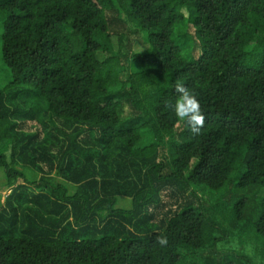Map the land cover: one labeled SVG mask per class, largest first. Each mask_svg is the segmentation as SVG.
I'll use <instances>...</instances> for the list:
<instances>
[{
	"label": "trees",
	"instance_id": "1",
	"mask_svg": "<svg viewBox=\"0 0 264 264\" xmlns=\"http://www.w3.org/2000/svg\"><path fill=\"white\" fill-rule=\"evenodd\" d=\"M116 1L0 0L12 76L0 89V168L13 187L0 264H230L203 254L235 235L214 210L240 228L251 197L246 227L264 254V0ZM140 31L147 53L133 52ZM180 31L190 38L173 39ZM177 81L201 104L199 135L166 108ZM26 95L42 117L14 103ZM28 120L42 127L25 132ZM37 159L75 191L16 168ZM198 187L224 190L225 201L211 208ZM121 195L131 209L115 207Z\"/></svg>",
	"mask_w": 264,
	"mask_h": 264
},
{
	"label": "rangeland",
	"instance_id": "2",
	"mask_svg": "<svg viewBox=\"0 0 264 264\" xmlns=\"http://www.w3.org/2000/svg\"><path fill=\"white\" fill-rule=\"evenodd\" d=\"M115 3H117L116 0H114ZM118 4V3H117ZM2 30H3V24L2 19L0 18V89H6V86L11 81V73L8 67L5 65V63L2 61ZM189 32L180 31L178 34H173V39H176L178 41H184L186 39H189ZM132 37L134 38L133 43V52L137 53H147L151 50L150 43L146 40V35L144 32L140 31L137 33V35L132 33ZM185 42V41H184ZM183 52L189 56V57H196L198 53V48H194L193 43L189 44H181ZM26 88H32L30 86H27ZM27 97H24V100H18L16 99L14 103H17L19 105H22L25 109H34L39 117H42L43 115V109L44 105L41 102L40 99L32 98L29 95H26ZM52 116H49L48 119H51ZM47 119V120H48ZM52 120V119H51ZM42 127L40 123L37 120H28L24 124L23 131L25 132H31L34 133L38 130V128ZM56 127L55 121H53L49 127L42 130V136L41 140H46L47 143L54 142V138L51 137L48 133L49 132H56L54 131ZM171 134V131L166 133V137L168 138ZM44 142V143H46ZM46 143V144H47ZM54 147L57 148V145L55 144ZM165 154L167 158L165 161H170L172 159V152H170V146L168 145V142L164 145ZM52 150V149H51ZM53 151V150H52ZM43 164L40 159L36 160V163L34 164H27L23 160H19L16 163V168L23 171L24 175L29 180H39L40 178L46 180V181H54L57 180L67 186L70 187V191H75L76 185L72 184L71 182L65 180L63 177H61L58 173H51L42 171L39 167ZM167 169V167H165ZM13 187H9L5 178V174L2 168H0V209L5 205V201L7 196L10 193V189ZM33 188V187H32ZM193 188H197L196 186H193ZM35 189V188H33ZM253 189H245L244 192L252 193ZM197 192L199 195L203 198L206 205L210 206L211 208H214V205H218L221 203L222 200L225 201V192L224 190L219 191H211L208 188H200L198 187ZM133 198L131 196L121 195L117 197L116 205L115 207L123 208L125 210L131 209L133 207ZM256 204V199L254 197H251L250 200H248L247 208L245 209V216L247 219L244 221L242 220L240 222L241 227L239 228L238 225H234L230 220L222 218V215L218 213L216 210H214V213L217 215L218 219L222 222V227H228L235 231V235H229L221 240L217 247H213L210 249H207L203 254L211 255L216 257L218 260L230 264H246L247 258L238 257L235 258V254L241 253L244 255L249 256L250 262L252 264H264V254L261 252L263 250V244L261 242L254 239L252 236L253 231L251 230L250 224L246 227L247 220L251 219V215L253 214V207ZM102 214H107V212H102ZM251 233H250V232ZM219 235L223 234L219 232ZM224 237V236H223ZM182 264H192V260L185 261Z\"/></svg>",
	"mask_w": 264,
	"mask_h": 264
},
{
	"label": "clouds",
	"instance_id": "3",
	"mask_svg": "<svg viewBox=\"0 0 264 264\" xmlns=\"http://www.w3.org/2000/svg\"><path fill=\"white\" fill-rule=\"evenodd\" d=\"M176 99L174 103H166L168 108L179 121L184 122L193 135H199L205 124V115L202 112L201 104L198 98L190 89L180 81L175 85ZM156 243L161 247L168 245L166 236H157Z\"/></svg>",
	"mask_w": 264,
	"mask_h": 264
}]
</instances>
